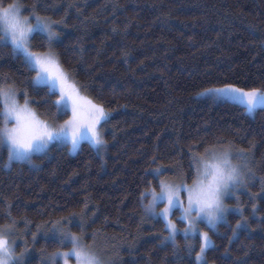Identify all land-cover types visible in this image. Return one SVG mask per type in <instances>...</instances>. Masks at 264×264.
Wrapping results in <instances>:
<instances>
[{"label": "trees", "instance_id": "trees-1", "mask_svg": "<svg viewBox=\"0 0 264 264\" xmlns=\"http://www.w3.org/2000/svg\"><path fill=\"white\" fill-rule=\"evenodd\" d=\"M19 2L25 15L36 6L57 22L54 49L63 67L110 117L101 126L104 154L88 142L75 155L53 144L30 162L7 166V148L0 150V224L98 234L112 239L113 264H196L201 239L191 250L181 237L165 240V223L147 217L150 196L142 193L181 173L191 183L192 154L227 146L248 158L249 185L226 219L206 228L214 241L207 264H264V108L250 115L240 104L202 95L224 84L264 87V0ZM33 45L47 51L42 34ZM34 74L10 44H0V86L14 84L44 120L67 118L46 86L32 84ZM77 218L83 228L72 225ZM47 234L30 229L24 264H43L47 253L68 246Z\"/></svg>", "mask_w": 264, "mask_h": 264}, {"label": "snow or ice", "instance_id": "snow-or-ice-1", "mask_svg": "<svg viewBox=\"0 0 264 264\" xmlns=\"http://www.w3.org/2000/svg\"><path fill=\"white\" fill-rule=\"evenodd\" d=\"M25 10L19 0L6 6L0 0V44L10 43L14 52L23 56L29 70L35 73L31 78L32 84L46 86L48 94L56 96L53 104L65 113L70 111L71 117L62 125L43 120L31 107L29 98L20 103L14 84L0 86V150L7 148L8 166H11L13 160H30L35 152L44 150L55 140L70 142L73 151L84 140L90 141L97 149L106 148L107 141L101 130V121L106 122L110 113L103 104L83 95L81 88L63 67L54 49L59 35L54 26L57 22L42 16L36 6L29 9L30 15H25ZM35 34L44 35L47 51L34 50ZM207 93L238 99L247 105L249 112L254 111L257 106H264V87L242 88L237 84H224L218 88L205 89L202 94ZM24 94L27 97L26 90ZM233 156L230 147L210 145L203 153L196 152L191 156L195 171L192 183H188L181 173L179 181L160 179V191L153 186L142 193L145 197H151L145 205L146 210L164 218L165 228L168 230L164 239L173 243L181 229L171 216L174 208L182 209L180 219L187 224L182 230L183 233L185 236L199 235L201 239L199 251L195 253L196 264H207V250L214 245L209 232L198 227L199 222L205 221L209 227L216 228L226 211L225 195L229 189L242 183V167L234 162ZM161 170L158 169L157 172ZM182 193L186 194V201ZM161 202L166 206L158 209L157 205ZM255 207L253 205L254 209ZM61 223L56 222L57 225ZM243 223H247L246 219ZM242 226L238 222L236 227ZM56 230L61 233L60 239L70 242L72 248L69 251L59 250L53 253L49 258L51 264H56L58 258L68 264L69 256H74L77 264H106L95 248L79 235L65 230L62 226ZM12 232L13 225L0 226V264H19L22 259L16 256ZM235 234L234 232L233 235Z\"/></svg>", "mask_w": 264, "mask_h": 264}, {"label": "rangeland", "instance_id": "rangeland-1", "mask_svg": "<svg viewBox=\"0 0 264 264\" xmlns=\"http://www.w3.org/2000/svg\"><path fill=\"white\" fill-rule=\"evenodd\" d=\"M28 15H30V13H29ZM33 22H34V21H33ZM54 26L56 27V24H55ZM9 44H10V43H9ZM10 45H11V44H10ZM71 79H72L73 81H75V79H73V78H71ZM75 82H76L77 85L80 87V85L78 84V82H77V81H75ZM8 85H10V84H8ZM41 86H43V85H41ZM80 88H81V87H80ZM16 90H17V89H16ZM81 91H82V89H81ZM17 93H18V97H17V98L19 99L20 103H21V104L24 103V101H21L20 98H19V92H18V90H17ZM82 93H83V95L86 96V94H85L83 91H82ZM203 93H204V92H203ZM202 95H204V96H209V97H212V98H215L216 100L230 101V102H233V103L240 104V105H242L243 107L246 108L247 113L250 114V115H252L257 109H259V108H264V106H257V108H256L254 111L249 112V111L247 110V105L244 104L243 102H241V101L238 100V99H235V98H232V97H226V96H217V95H213V94H211V93L202 94ZM59 110H60L61 112H64L62 109H59ZM35 112H36V111H35ZM66 113L68 114V117L65 118V119H63L62 121L55 122L57 125H62L63 122H64L65 120H68V119L71 117V112H70V111H68V112H66ZM36 114H37L41 119H43V118H42L37 112H36ZM43 120H44V119H43ZM103 122H104V121H101V126H102ZM101 130H102V129H101ZM102 133H103V132H102ZM103 136H104V135H103ZM83 142H88V143H90V144L92 145V143H91L90 141H88V140H84V141H82L81 144H82ZM53 144H58V145H64V144H66V145L68 146L69 153L72 154V155L77 154L78 151H79V149H80V147H81V144H80L79 148H78L76 151H73V150H72V145H71L70 142H66V141H63V140H55V141H52L51 143H49V144L47 145V147H46L44 150L35 152V153L31 156V159H32V157H33L34 155H38V154H41V153H44L45 151H47V149H48L51 145H53ZM92 146H93V145H92ZM93 147H94L95 149H97L95 146H93ZM230 148L233 150V153H234L233 159L239 161L238 164L241 165V167H242V172L250 170V169H251V166H250V162H249L248 158H247L242 152H240V150H236L235 148H232V147H230ZM105 149H106V148H101V149H97V150H98L101 154H104ZM241 153H242V155H241ZM31 159H30V160H29V159H25V160H13L12 162H30ZM12 162H11V163H12ZM8 165H9V160L7 159V166H8ZM162 179H164V178H162ZM165 180H167V179H165ZM172 181H179V180H172ZM170 182H171V181H170ZM191 183H192V182H191ZM248 185H249V180H248V178H246V176H245L244 173H243V176H242V183L239 184L238 186H236L235 188H231V189H229V191L227 192V194H226L225 197H224V203H225V205H226V211H225V213H224V218H223L220 222H223V221L226 219L227 214H228L230 211H232V208H233L232 203H233L234 201H237V200L240 199L241 195L246 191ZM159 191H160V190H159ZM182 195L185 196V201H186V194L182 193ZM150 199H151V197L149 198L148 202L150 201ZM148 202H147V203H148ZM165 206H166L165 203H164V202H161V203H159V204L157 205V208H158V209H163ZM176 210L179 211L180 214H179L178 216L174 217V212H175ZM144 211H145V213L147 214V217H149V218H151V219H158V218H160V219H162L163 222L165 223L163 217L153 215L152 213H150L149 211L146 210V207H145ZM181 214H182V209H181L180 207H177V208H174V209H173V214H172V216H171V219L174 220V221L176 222V224H177V227H178L179 229H181V231L178 232V234L176 235L175 244H176L177 241L179 240V237H181V238L184 239V240H183V241H184L183 244H184L186 247H194V242H195L194 239H196V238H200V237H199V235H191V234L185 236V234L183 233L182 230H183L185 227H187V224H186V222H184V221H182V220L180 219ZM13 221H15V223H13ZM13 221L8 222L7 224H0V226L13 225L12 237L15 238V253H16V256H17V257H22V259H20V261H19V264H24V262H25V258L30 256L29 253H30V251H31V248H30V245H29V243H28L26 237H27V233L30 231L31 228H32V229H35V232H37V234H39V236H40V235H45L46 232H48L47 235H49V236H51V237H55V236L57 237V236L61 235V234L56 230V229H58L57 227H53V228H51V229H49V230H46V229L43 228L42 226H38V227L34 228V227H32V225L28 224V225H27V229H26V228L20 229V225H19V223H18L16 220H13ZM177 221H182L185 225H184V226H180L179 223H178ZM220 222H219V223H220ZM73 223H74V224H72V225H76V226H79V227H81V228H83L84 225H85L84 222H83V220L80 219V218H77L76 220H73ZM219 223H218V224H219ZM218 224H217V225H218ZM217 225H216V226H217ZM28 227H29V228H28ZM198 227H199L201 230H203V231H207L206 228H208V229H215V228H211V227H209L208 224H207L205 221H200ZM65 228H66V227H65ZM45 230H46V232H45ZM166 230H167V229H166ZM167 231H168V230H167ZM39 236H38V237H39ZM12 237H10V238H12ZM81 238H82V239H83L88 245H90V246H92V247L95 248V250H96V251L101 255V257L105 260L106 264H113V260H112L111 257H110V245H111V240H112V239H111V240H110V239H105L104 237H102V236H100V235H98V234L95 235V233H91V232H90V234H89L87 237L85 236L84 238H83V237H81ZM167 241H169L170 243H173L171 240H167ZM62 242H63V244L67 243L68 246L64 247V248L61 249V250H63V251H69V250L72 248V244H71L70 242H68V241H62ZM198 251H199V250H198ZM198 251H197V252H198ZM45 254H46V253H45ZM50 257H51V255H48V253H47V255H46V256L44 257V259H43V260H44V261H43V264H51V261H50V259H49ZM56 264H64L63 259H59V258H58L57 261H56ZM68 264H77L76 259H75L74 256H69V258H68Z\"/></svg>", "mask_w": 264, "mask_h": 264}]
</instances>
